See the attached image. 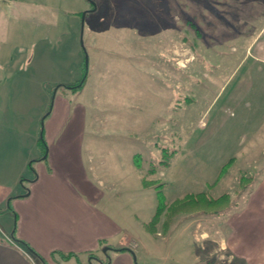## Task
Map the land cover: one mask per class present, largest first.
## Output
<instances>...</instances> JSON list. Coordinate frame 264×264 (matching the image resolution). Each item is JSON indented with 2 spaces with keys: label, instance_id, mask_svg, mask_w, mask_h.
<instances>
[{
  "label": "rangeland",
  "instance_id": "obj_1",
  "mask_svg": "<svg viewBox=\"0 0 264 264\" xmlns=\"http://www.w3.org/2000/svg\"><path fill=\"white\" fill-rule=\"evenodd\" d=\"M94 1L95 10L90 0H0V48L27 45L31 55L45 37L60 47L43 58L60 63L66 77L79 42L84 61L88 54V101L106 124L101 152L127 169L137 153L141 217L151 215L159 189L169 203L190 191L230 193L232 205L220 214L181 213L167 231L159 223L160 239L146 227L137 236L138 252H151L139 264H189L198 250L214 264L216 221L223 226L233 205L244 206L253 183L243 186L242 176L264 169V0ZM46 85L50 110L54 90L68 87ZM111 170L120 181L127 176Z\"/></svg>",
  "mask_w": 264,
  "mask_h": 264
},
{
  "label": "crops",
  "instance_id": "obj_2",
  "mask_svg": "<svg viewBox=\"0 0 264 264\" xmlns=\"http://www.w3.org/2000/svg\"><path fill=\"white\" fill-rule=\"evenodd\" d=\"M45 32L43 26L32 33L40 40ZM44 41L31 48V55L27 45L0 48V264H42L8 238L20 243L13 233L49 264H57L66 254L75 255L60 264H85L90 254L93 264L144 262L151 252H138L137 236L156 212L158 200L151 202V215L141 217L137 153L134 165L127 169L101 152L99 133L106 124L101 116L94 117L95 103L87 97L89 79L79 91L55 89L49 110L52 96L46 83L51 89L57 83L79 80L84 51L79 42L74 43L75 71L63 77L60 63L43 58L54 56L60 45L53 48ZM42 131L47 148L40 141ZM114 167L125 169V179L114 177ZM251 172L253 185L246 191L244 206L231 207L229 216L223 218L224 227L220 217L215 223L219 238L213 244L214 264H264V169L260 174ZM189 253V264H211L209 252ZM108 256L110 261L104 263Z\"/></svg>",
  "mask_w": 264,
  "mask_h": 264
},
{
  "label": "trees",
  "instance_id": "obj_3",
  "mask_svg": "<svg viewBox=\"0 0 264 264\" xmlns=\"http://www.w3.org/2000/svg\"><path fill=\"white\" fill-rule=\"evenodd\" d=\"M84 70H86L85 61H83L82 77L84 75ZM82 77L74 83H71V84L63 83V84H60V86L68 87L72 89L73 91H79L83 88L87 80V76L83 79V81H82ZM40 141H41V144L44 145L45 148H47V142L45 140L44 135L40 137ZM233 161H234V158H230L229 161L223 165L222 170L219 174L220 176L228 169V167L232 164ZM30 168L34 172V168L32 165L30 166ZM242 177L245 178V180L241 182L243 186H246L247 183H249L252 180L251 176H249L248 178L244 176ZM153 184H154L153 180L144 181V186L146 187H150ZM157 193H158V205H157L156 212L154 213V215L151 217L150 220L145 222L146 229L152 233L158 232L160 222L162 223L163 230L167 231L174 217L177 216L178 214H181V213L220 214L232 205V198L229 192H224L219 196H213L208 190L190 191L182 197L175 198L170 203L167 202L166 195L164 194L162 189H159ZM13 237L17 241H19L24 246V248H26L33 256H35V258H37V260L40 261V263L49 264L47 259L44 256H42L36 249H34L28 242L20 238H17L14 233H13ZM115 249L116 250H126L129 248L128 247H118ZM71 255H75V254H66L65 256H63L61 261L57 262V264H60V262L65 261ZM92 257L93 255L90 254V260L85 264H93ZM102 261L104 263H108L110 261V256L106 257Z\"/></svg>",
  "mask_w": 264,
  "mask_h": 264
},
{
  "label": "water",
  "instance_id": "obj_4",
  "mask_svg": "<svg viewBox=\"0 0 264 264\" xmlns=\"http://www.w3.org/2000/svg\"><path fill=\"white\" fill-rule=\"evenodd\" d=\"M92 3H93V8H91L90 10H95L96 8H97V4H96V2L94 1V0H90ZM89 11V9H86V10H84L83 12H82V15H81V29H82V31H83V29H84V20H85V15H86V13ZM81 42H82V37H81ZM83 43V42H82ZM85 64H86V70H87V68H88V54H86V56H85ZM87 76V73H85L84 75H83V77H82V81H83V79L85 78ZM41 135H43V131L41 132ZM44 156H46V155H44ZM107 247H110V246H107ZM105 249V248H104Z\"/></svg>",
  "mask_w": 264,
  "mask_h": 264
},
{
  "label": "built area",
  "instance_id": "obj_5",
  "mask_svg": "<svg viewBox=\"0 0 264 264\" xmlns=\"http://www.w3.org/2000/svg\"><path fill=\"white\" fill-rule=\"evenodd\" d=\"M0 228H1V226H0ZM8 238H9L13 243H15L16 245L21 246V247L24 248V246H22V244L16 242L13 238H11V237H9V236H8Z\"/></svg>",
  "mask_w": 264,
  "mask_h": 264
},
{
  "label": "flooded vegetation",
  "instance_id": "obj_6",
  "mask_svg": "<svg viewBox=\"0 0 264 264\" xmlns=\"http://www.w3.org/2000/svg\"><path fill=\"white\" fill-rule=\"evenodd\" d=\"M90 2H91V1H90ZM93 6H94L93 3L91 2V8H93ZM91 8H90V9H91Z\"/></svg>",
  "mask_w": 264,
  "mask_h": 264
}]
</instances>
